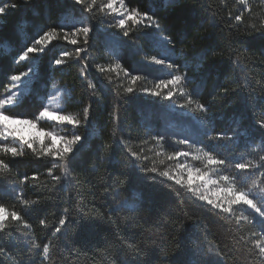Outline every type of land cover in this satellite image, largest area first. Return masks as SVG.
<instances>
[{
	"label": "trees",
	"instance_id": "trees-1",
	"mask_svg": "<svg viewBox=\"0 0 264 264\" xmlns=\"http://www.w3.org/2000/svg\"><path fill=\"white\" fill-rule=\"evenodd\" d=\"M107 3L0 0L6 8L0 14V95L12 74L35 64L39 87L65 86V110L81 122L72 127L81 141L70 158L0 138L23 153L0 151L8 165L0 166V205L20 214L0 229V264H264V218L248 206L224 213L188 188L187 174L177 172L182 159H169L180 148L159 143L146 124L145 111L165 100L144 91L155 88L156 77L170 79L169 71L184 77L182 91L169 101L187 104L200 122L201 146L225 161L219 174L264 206V0H125L129 10L153 19L128 21L124 29L116 27ZM83 27L92 29L87 38L71 35ZM45 33L50 41L36 46L41 51L21 59ZM153 56L178 70L151 64ZM56 59L64 62L57 66ZM43 91L6 112L33 118ZM237 163L251 167L240 171ZM165 171L183 181L162 176ZM84 219L94 222L88 232Z\"/></svg>",
	"mask_w": 264,
	"mask_h": 264
},
{
	"label": "snow or ice",
	"instance_id": "snow-or-ice-1",
	"mask_svg": "<svg viewBox=\"0 0 264 264\" xmlns=\"http://www.w3.org/2000/svg\"><path fill=\"white\" fill-rule=\"evenodd\" d=\"M76 3L82 4L84 0H75ZM96 0H92V4H95ZM124 2L125 0H119L120 3V8H117L115 6V0H108V3L104 5V8L107 10L111 11L113 14H119L123 18L118 20V23L116 24V27L119 29H124L126 27V24L128 21H131L134 24H140L142 23V19H147L148 21H152V17L148 15V13H143L141 14L137 8H132L130 10L124 8ZM87 11L92 10V5H89V7L86 9ZM6 13V8L5 7H0V14H5ZM237 22L241 21V16H236L235 17ZM147 27L152 26L151 24L146 25ZM155 27L159 29V24H156ZM55 31V30H53ZM92 31L90 27H83V28H77L75 29L71 35L73 37L77 36L80 32L84 34V36L87 38L89 33ZM45 35H48L47 33ZM129 35L128 31L123 32V36L127 37ZM65 40L69 39L68 34H65ZM72 44H76L77 41L75 39L71 40ZM41 51L39 48H34V47H29L27 51L24 53V56L21 59H26L29 53H37ZM79 54V50L78 53ZM63 56H68L70 55L69 53L65 52L62 54ZM64 61L61 59H56L55 60V65L59 66L63 63ZM152 63L155 65H162L165 66L169 70H178L179 65L174 64L172 62H167L165 59H157L155 56L152 57ZM22 75H27L22 74ZM170 79H159L158 82L155 85L154 89H145V93L151 94L156 97H162L164 100H172L175 91L179 89V86L181 85L182 80L184 77L180 75H172L171 71H169ZM132 81L135 82L136 80L139 79L137 76H132ZM11 80L13 82H19L21 80V76L19 75H13L11 77ZM165 90H167L165 92ZM182 91V89H179ZM128 93H133L134 89L132 87H128L126 89ZM16 102L15 94L13 93L12 95H8L5 99H0V109H3L0 111V137H3L7 139L8 137H12L14 139H18L22 145H26L27 148L32 149V151H36V148L34 147V141L31 139H26L24 135H21L19 131L13 127V123L15 124H28V125H33L34 122L32 120L28 119H21L19 117H13L5 114V111H7L6 106H11ZM191 101H189L190 103ZM180 107H187V104L181 105ZM198 107L206 111V107L204 104H199ZM85 117L88 115V109L86 108L85 110ZM40 117H49L51 119H58L61 122H67L69 125L73 126H78L81 122L80 120L76 119L74 116L71 115H57L50 113L47 108H44L43 111L39 113ZM261 128H264V122H260L259 125ZM48 135L51 137V143L48 144L46 147L41 148V154L50 156V157H59V158H70L72 153L75 150L76 145L81 141V137L79 135H74L70 139L61 137V147H57V138L55 136H52L51 133H48ZM159 140H163V136L158 137ZM217 140L223 139V134L220 133L216 137ZM41 145H43V141H40ZM184 144H188L189 141L185 139L183 141ZM0 151H3L4 153H11L13 157L22 155L23 153L19 151L15 147H9L7 144H0ZM131 157H137V153L131 152L130 153ZM186 153L183 152H176L174 153V157H169V159H173L175 157H181V156H186ZM197 160L204 159L206 161V165L209 167L212 166H222L224 165L225 161L221 159H217L215 156L211 154V152H205L203 154V157L197 156ZM0 166L7 168L8 165L4 164L2 160H0ZM250 165L246 163H237L235 165V168L240 170V171H245L250 169ZM147 171V169H145ZM152 172H156L155 168L151 169ZM177 172L178 173H186L187 174V180L184 181L188 188L192 192H197V188L194 185V180L199 179L200 182L204 184H211L216 188V191L213 193V196L215 199L210 198L208 195L204 194H199V199L201 201L206 202L208 205L213 206L214 208L224 212V213H229L232 211V206L233 205H246L249 206L256 214H258L259 217L264 218V208L262 206L258 205L257 203L254 202L253 199L249 197V195L241 190H238L233 183L230 182V176L224 175L219 178V180H211L207 178V173L202 172L201 169L199 168H192L186 164H178L177 165ZM162 176L167 177L169 179L174 180L176 183H181L183 181V176H177V175H170L169 172L165 171L161 173ZM28 178L25 177V180ZM224 183L227 185L226 187H220V183ZM222 194V195H221ZM226 202V204H225ZM227 205V206H226ZM6 209L4 208L3 205H0V229H3L5 227L6 220L8 217H10L14 221H18L20 219V214L16 211H11L10 213L5 215ZM67 222V218H62L59 220V225L64 226ZM43 223V221H41ZM94 227V222L89 219H84L83 223L81 224V228L85 231L88 232L91 228ZM57 232L61 231V228L56 229ZM258 243V242H257ZM43 252L47 254L49 252V247L48 245H44L43 247ZM260 254L264 255V247L260 248Z\"/></svg>",
	"mask_w": 264,
	"mask_h": 264
},
{
	"label": "rangeland",
	"instance_id": "rangeland-1",
	"mask_svg": "<svg viewBox=\"0 0 264 264\" xmlns=\"http://www.w3.org/2000/svg\"><path fill=\"white\" fill-rule=\"evenodd\" d=\"M115 6L117 8H120L119 0H115ZM124 8L128 9L125 6V4H124ZM108 12L109 14L115 17L117 22L119 19L123 18L118 13L113 14L109 10ZM45 34L35 39L31 47L36 48L37 45L38 46L46 45L50 41L49 39L50 35L49 34L45 35ZM161 38L165 40L164 37ZM23 56L24 53L21 54L20 58H22ZM29 57L30 55L28 54L27 58ZM156 58L164 59V57L162 56H157ZM151 64H153L152 61ZM158 66H162V65H158ZM25 73L27 75H22ZM13 75L21 76V80L19 82H13L11 80V77ZM37 77H38V68L35 64L31 65L25 71L12 74L8 79V85L6 91L2 95H0V99H5L8 95H12L14 93L16 102L11 105L14 106L21 103L22 100H24V98H26L31 92H34L38 88H40V90L42 91L45 90V92L43 91V93L41 94L42 107L39 113L43 111L44 108H47L49 112L53 114L73 116V114L65 110V102L67 97L69 96L68 89L56 81L53 82L49 88L48 87L46 88L44 85H41L39 87V83L37 82ZM156 78L162 79L161 77H156ZM7 107L8 106H6V108ZM2 110L3 109H0V111ZM39 113L33 118H30V117H24L19 114H10L5 111L6 115L19 117L21 119L32 120L34 122V126L28 124H15V123H13L12 126L15 127L21 135H24L26 139L33 140L34 145H38L39 147L42 146L46 147L48 144L51 143V137L48 135V133H51L52 136H55L57 138V147L62 146L60 141L61 137L70 139L72 136L75 135V132L72 129L73 125H69L67 124V122H61L58 119H51L49 117H40ZM145 115L147 118L146 124L148 128L154 133L155 140L159 141V143L161 142L169 143L173 147L180 148L179 152H183L187 154L186 156L178 157L182 159V161H180V164H186L192 168L201 169L202 172L207 173V178L211 180H219L220 177L227 175V174H219L220 166L209 167L206 165V161L204 159H200V160L196 159L197 156L203 157V154L207 151H205V149L201 146L198 140L200 135V127H201L200 122L194 117L193 113L190 112L188 109H186L185 107H180V105L175 104L172 101L165 100V104H163L162 106H157V108L152 110H146ZM159 136H163L164 139L159 140L158 139ZM7 139L11 140L15 144H18L19 146H23L18 139H14L12 137H8ZM185 139L189 141L188 144L183 143ZM41 140L43 141V145H41L40 143ZM195 161H200V163H196ZM230 182L233 183L235 187L238 189L237 185L235 184L232 178L230 179ZM219 186L226 187L227 185L221 182ZM215 191L216 188L211 184H206L205 188L203 189H197V192L199 194H205V195L209 194L211 196H213V193ZM241 191L246 192L249 195V197L253 199L255 203H257L251 192H248L246 190H241ZM240 206H246V205L240 204V205H233L232 207L241 208ZM262 208H264V206H262ZM5 215H7V212L5 213ZM261 247H264V242L260 244V248Z\"/></svg>",
	"mask_w": 264,
	"mask_h": 264
}]
</instances>
